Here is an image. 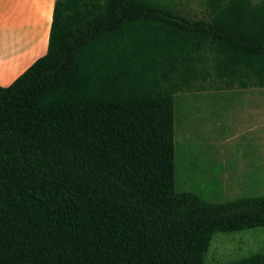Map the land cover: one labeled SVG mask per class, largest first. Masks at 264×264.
<instances>
[{
	"label": "trees",
	"instance_id": "trees-1",
	"mask_svg": "<svg viewBox=\"0 0 264 264\" xmlns=\"http://www.w3.org/2000/svg\"><path fill=\"white\" fill-rule=\"evenodd\" d=\"M206 5L56 0L46 54L0 85V264H205L215 234L264 226V196L175 187L176 93L264 86V0Z\"/></svg>",
	"mask_w": 264,
	"mask_h": 264
},
{
	"label": "crops",
	"instance_id": "crops-1",
	"mask_svg": "<svg viewBox=\"0 0 264 264\" xmlns=\"http://www.w3.org/2000/svg\"><path fill=\"white\" fill-rule=\"evenodd\" d=\"M56 0H0V85H10L48 49ZM256 97H239L224 101V114L216 130H224L223 140L213 142L221 175L228 194L256 193L264 196V86H256ZM237 108V109H236ZM222 127V128H220ZM207 128H212L208 126ZM177 165V161H176ZM187 166L195 192L193 155L187 144ZM210 170L211 168H207ZM260 176L252 182L245 179ZM238 185V182H243ZM178 183H176L177 185ZM178 186V185H177ZM257 197V196H254Z\"/></svg>",
	"mask_w": 264,
	"mask_h": 264
},
{
	"label": "rangeland",
	"instance_id": "rangeland-1",
	"mask_svg": "<svg viewBox=\"0 0 264 264\" xmlns=\"http://www.w3.org/2000/svg\"><path fill=\"white\" fill-rule=\"evenodd\" d=\"M182 13L192 17L208 18L206 0H170ZM258 3L261 0H251ZM256 86L241 88L235 84L227 86L218 78L200 81L190 89L177 92L175 96V141L176 161L175 187L177 191H187L191 185L190 170L187 166V144L191 146L193 155L194 189L208 202H220L262 196L256 193L228 194L223 186L221 175L224 173L222 164L217 160L213 142L223 140L224 130L213 129L222 118L224 101L239 97H256ZM264 93V92H263ZM237 109V108H236ZM212 128H207L208 126ZM222 128V127H220ZM207 168H211L208 170ZM255 178L245 179L252 182L249 190H255L253 181H260V173ZM238 182V185L245 182ZM264 250V226L247 228L231 233H217L212 239L205 256V264H225L239 260L250 254Z\"/></svg>",
	"mask_w": 264,
	"mask_h": 264
}]
</instances>
